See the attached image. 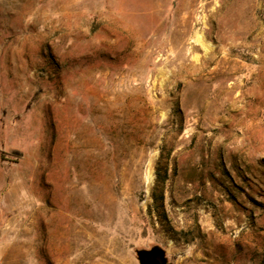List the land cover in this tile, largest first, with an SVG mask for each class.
Listing matches in <instances>:
<instances>
[{
	"label": "rangeland",
	"instance_id": "1",
	"mask_svg": "<svg viewBox=\"0 0 264 264\" xmlns=\"http://www.w3.org/2000/svg\"><path fill=\"white\" fill-rule=\"evenodd\" d=\"M154 246L264 264V0H0V264Z\"/></svg>",
	"mask_w": 264,
	"mask_h": 264
},
{
	"label": "water",
	"instance_id": "2",
	"mask_svg": "<svg viewBox=\"0 0 264 264\" xmlns=\"http://www.w3.org/2000/svg\"><path fill=\"white\" fill-rule=\"evenodd\" d=\"M11 153L16 154V155H20V152H18L17 150H12ZM152 252L158 253L159 254V260L161 261V264H166V256L164 254V251L158 247V246H154L152 247V249H141V250H136L135 254L137 257V261L138 264H144L143 260L146 256H149ZM167 264H172V263H167Z\"/></svg>",
	"mask_w": 264,
	"mask_h": 264
},
{
	"label": "flooded vegetation",
	"instance_id": "3",
	"mask_svg": "<svg viewBox=\"0 0 264 264\" xmlns=\"http://www.w3.org/2000/svg\"><path fill=\"white\" fill-rule=\"evenodd\" d=\"M150 249H152V248H150ZM143 263L144 264H161V261L159 260V254L152 252L149 256H146L144 258ZM165 263L167 264V263H171V262L167 261V259H166Z\"/></svg>",
	"mask_w": 264,
	"mask_h": 264
},
{
	"label": "bare ground",
	"instance_id": "4",
	"mask_svg": "<svg viewBox=\"0 0 264 264\" xmlns=\"http://www.w3.org/2000/svg\"><path fill=\"white\" fill-rule=\"evenodd\" d=\"M150 176H151V174H150V170L148 169V171H147V173H146V179L149 181L150 180Z\"/></svg>",
	"mask_w": 264,
	"mask_h": 264
},
{
	"label": "trees",
	"instance_id": "5",
	"mask_svg": "<svg viewBox=\"0 0 264 264\" xmlns=\"http://www.w3.org/2000/svg\"><path fill=\"white\" fill-rule=\"evenodd\" d=\"M155 199H156V198H155ZM157 199H158L159 202H161V201H162V194H159V196H158Z\"/></svg>",
	"mask_w": 264,
	"mask_h": 264
}]
</instances>
